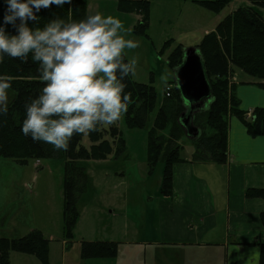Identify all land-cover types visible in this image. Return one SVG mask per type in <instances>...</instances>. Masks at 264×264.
I'll return each mask as SVG.
<instances>
[{
	"label": "trees",
	"instance_id": "16d2710c",
	"mask_svg": "<svg viewBox=\"0 0 264 264\" xmlns=\"http://www.w3.org/2000/svg\"><path fill=\"white\" fill-rule=\"evenodd\" d=\"M89 0H73L71 5L53 7L38 14V21L32 27L42 28L50 20L69 18L79 21L87 16ZM117 10L121 13H135L140 20L134 32L145 35L150 19L151 0H115ZM189 1L219 14L234 0H181ZM249 5L237 8L227 14L213 29L204 34L195 46L203 64L211 96L207 108L195 114L193 124L200 130L197 139L192 140L193 153L191 161L213 162L224 164L227 158L228 118L232 115L244 120L250 136H264V109L256 108L248 117L239 110L238 100L233 92L230 75L236 68L246 75L264 81V0H247ZM3 0H0V13L3 11ZM11 32L12 29L9 28ZM169 41L163 47L169 48ZM184 48L177 45L167 57V65L173 70L182 63ZM127 60V59H126ZM38 65L29 56L27 63L5 57L0 64V75L15 77L12 82L11 101L8 111L0 115V158L14 160L24 165L32 159L62 160L63 181V219L64 236L67 242L72 240V232L79 216L77 202L84 194L88 184V175L82 162L88 160H106L116 156L125 146L124 140L116 125L93 132L86 136L89 146L82 144L83 136H74L68 151H56L50 144L33 142L30 136L21 133L22 121L25 118V103L39 94L43 84L36 79ZM126 92L132 96V104L123 118L128 129L145 128L153 114L146 134L145 163L148 175L157 165L162 166L159 192L161 196L172 195V168L181 158L182 146L178 141L184 136L177 119L184 111L179 90L174 86L169 97H163L156 107L157 93L151 83H138L126 78ZM14 93V95L12 94ZM204 119L205 123H202ZM195 126V125H194ZM211 134H206L205 127ZM105 134L109 136L105 138ZM120 146H116L115 143ZM248 198H264V188L248 189ZM263 228V239L259 242L260 254L258 264H264V212L260 214ZM66 244L68 245V243ZM12 252L33 255L41 264H48V241L41 232L33 230L26 236L17 239L0 237V264H10ZM117 244L114 242H86L80 244L81 259L114 258Z\"/></svg>",
	"mask_w": 264,
	"mask_h": 264
},
{
	"label": "rangeland",
	"instance_id": "374dc122",
	"mask_svg": "<svg viewBox=\"0 0 264 264\" xmlns=\"http://www.w3.org/2000/svg\"><path fill=\"white\" fill-rule=\"evenodd\" d=\"M88 5V15L101 12L120 19L128 30L126 38L140 43V47L128 50L126 57L138 58L136 74L131 75V79L138 83H151L157 93L158 107L166 88L161 77L168 76L167 86H172L171 90L175 86L173 71L166 63L169 53L177 45H182L184 50L194 48L204 33L213 31L227 14L249 4L247 0H234L219 14H215L189 1L151 0L150 19L144 36L134 32L140 16L119 12L115 0H89ZM168 41L169 48L161 52ZM230 78L233 77L230 75ZM11 98L10 93L9 102ZM206 108L207 105L200 111ZM152 116L146 127L141 129H128L122 119L116 124L125 142L120 153L106 160L82 162L88 175V184L77 202L79 216L72 232V243L67 242L64 236L62 160L30 159L21 165L14 160L0 158V177L4 181V190L13 191L10 198H18L20 211L24 212L27 223L30 221L36 228L42 227L43 233L39 229L33 230L41 232L48 241V264H67L69 260L79 259L83 241L105 242L110 238L119 241L122 228L127 226L126 222L137 229L144 221L147 210L154 207L152 200L159 192L162 166L158 165L148 175L144 161L146 134ZM202 123H205L204 119ZM193 125L199 126L196 122ZM208 128L205 127L206 134L212 133ZM105 138L109 139V136L105 134ZM82 144L89 146L86 136H83ZM115 145L120 146L117 141ZM178 145L184 147L185 153L194 150L192 142L183 136ZM0 237L11 239L19 236L7 234ZM65 241L68 245L63 247ZM63 257L67 258L64 263Z\"/></svg>",
	"mask_w": 264,
	"mask_h": 264
},
{
	"label": "crops",
	"instance_id": "0c3cea01",
	"mask_svg": "<svg viewBox=\"0 0 264 264\" xmlns=\"http://www.w3.org/2000/svg\"><path fill=\"white\" fill-rule=\"evenodd\" d=\"M231 76L233 92L245 118L256 108L264 109V81L237 72L236 68ZM182 148L183 161L172 168V195L164 197L157 192L152 200L154 207L147 210L137 229L126 222L119 241H105L117 244L114 258L79 257L67 261L63 257L62 263L258 264L264 198H248L245 193L251 188H264V136H250L244 120L232 115L228 118L224 164L191 161L193 152L185 153ZM3 187L0 177V236L21 238L33 229L43 233L42 227L27 223L18 198H10L13 191ZM65 245L66 241L62 246ZM9 262L41 264L33 255L16 252L10 253Z\"/></svg>",
	"mask_w": 264,
	"mask_h": 264
},
{
	"label": "clouds",
	"instance_id": "9594fccd",
	"mask_svg": "<svg viewBox=\"0 0 264 264\" xmlns=\"http://www.w3.org/2000/svg\"><path fill=\"white\" fill-rule=\"evenodd\" d=\"M73 0H3L0 13V64L5 57L38 65L43 87L26 102L21 133L33 142L68 151L74 136H88L121 121L132 104L125 80L136 74L140 47L126 38L123 22L101 12L84 19L50 20L32 27L38 14ZM9 28L12 31H9ZM15 77L0 75V115L7 114ZM168 76L161 81L167 87ZM14 95V93H12Z\"/></svg>",
	"mask_w": 264,
	"mask_h": 264
},
{
	"label": "water",
	"instance_id": "95a60500",
	"mask_svg": "<svg viewBox=\"0 0 264 264\" xmlns=\"http://www.w3.org/2000/svg\"><path fill=\"white\" fill-rule=\"evenodd\" d=\"M172 71L184 109L177 123L188 139L195 140L199 137L200 130L193 125L194 116L208 104L211 96L198 50L195 47L185 49L182 63Z\"/></svg>",
	"mask_w": 264,
	"mask_h": 264
},
{
	"label": "built area",
	"instance_id": "2783aa9c",
	"mask_svg": "<svg viewBox=\"0 0 264 264\" xmlns=\"http://www.w3.org/2000/svg\"><path fill=\"white\" fill-rule=\"evenodd\" d=\"M171 87H172V86H167V87L165 88V93H164V96H165V97H169V94H170V91H171Z\"/></svg>",
	"mask_w": 264,
	"mask_h": 264
}]
</instances>
